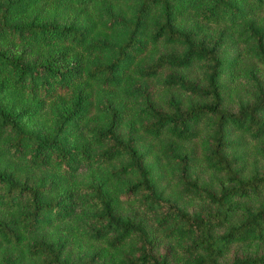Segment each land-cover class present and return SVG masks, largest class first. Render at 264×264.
<instances>
[{"label":"trees","instance_id":"1","mask_svg":"<svg viewBox=\"0 0 264 264\" xmlns=\"http://www.w3.org/2000/svg\"><path fill=\"white\" fill-rule=\"evenodd\" d=\"M0 264H264V0H0Z\"/></svg>","mask_w":264,"mask_h":264}]
</instances>
